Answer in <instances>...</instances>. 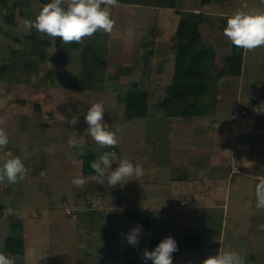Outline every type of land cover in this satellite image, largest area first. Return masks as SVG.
Here are the masks:
<instances>
[{
    "label": "rangeland",
    "instance_id": "1",
    "mask_svg": "<svg viewBox=\"0 0 264 264\" xmlns=\"http://www.w3.org/2000/svg\"><path fill=\"white\" fill-rule=\"evenodd\" d=\"M172 1L175 2L174 7L157 9L158 14L167 18L171 16V19L174 17L171 29L165 27L166 31L172 32V46L181 18L190 11L201 12L204 17L198 24L197 41L201 48L214 53L206 78L216 96L211 110H204V113L213 119L218 117L221 122L224 119L222 111L240 112L233 113L232 123L237 121L240 128L241 125L246 127L241 129V140L238 141L243 147V170L247 168L264 175V47L244 50L241 74L220 73L229 66L228 57L233 53L231 41L223 34L227 18L241 9L264 11V0H211L207 4L202 0ZM42 4L40 0H0V128L7 132L10 140L6 147L0 148V166L7 158L20 157L30 169L23 181L12 184L5 179L0 183V205L4 206L0 216V252H3L6 239L23 234L21 255L24 254V259L16 254L17 264H23L24 260L25 264H72L68 262L70 258H64L62 254L63 239L70 229L69 220L83 217L84 211L78 212V207L91 206L94 200L90 195H104L105 192H95L96 189L91 188L97 185L96 182L76 187L71 181L80 176H94L91 167L88 171L94 173L87 175L84 172V161L90 166L93 158L113 151L112 148L100 147L91 138L84 119L87 110L93 103H102L106 129L114 132L120 141L125 139L136 147L137 141L144 138L142 128L146 119L126 115V102L145 100L148 112L143 118L153 117L159 110H164L161 103L166 92L170 91L176 69V43L174 50L144 51L151 57H146V60L150 59L146 64L151 65L155 72L147 71V67L139 69L141 62L137 59H141L138 53L134 52L132 56L126 53L125 56L122 52L121 56L111 51L110 44L105 52L103 47H96L106 45L103 32L85 38L83 43H78L79 48L61 51L56 45L58 37H47L35 29L25 31L24 21H34L44 6ZM155 8H149V12L153 13ZM10 16L11 22L7 21ZM151 16L148 24L153 26L156 15ZM140 20L138 18L135 22L139 28L143 26ZM143 21L147 23L145 19ZM165 25L170 26L168 23ZM43 41H48V45ZM90 47L99 48L96 52L103 53L102 58L105 59V66L98 64L97 74L99 77L103 74V78L101 76L102 80L97 81L99 77H96L95 89L82 85L90 84V80L85 79V70L89 73L87 68L95 65L88 59L91 52L95 53ZM129 67L133 70L127 73ZM202 82V92L199 93L204 97ZM216 110L221 112L216 113ZM216 124L218 132L235 133L231 126L229 130H220L222 125ZM71 138L76 140L77 147L68 146ZM114 149L123 155L124 149L119 142ZM81 152L85 155H80ZM87 153L88 160H85ZM236 175L242 179L238 184L230 181L232 185L227 200L231 206L237 201L241 211L234 214L227 210L224 223L226 239L235 241L232 242L237 250L233 252L239 256L243 254V263L264 264V243H256L255 247L249 243L251 232L258 234L256 225L264 224V209L258 213L255 211L257 200L253 191L258 180L242 173ZM121 189L122 182L114 188L105 187L106 192ZM90 190L94 192L91 194ZM74 214L78 217L74 218ZM222 214L223 211L219 212L220 222ZM89 228L92 227L86 225L84 230ZM224 251H227L226 246Z\"/></svg>",
    "mask_w": 264,
    "mask_h": 264
},
{
    "label": "crops",
    "instance_id": "2",
    "mask_svg": "<svg viewBox=\"0 0 264 264\" xmlns=\"http://www.w3.org/2000/svg\"><path fill=\"white\" fill-rule=\"evenodd\" d=\"M118 2L119 7L111 9L115 26L112 33L107 34V45L110 44L111 51H116L121 56L122 52L125 56L126 53L129 56L134 52L138 53V58L141 59H137L141 62L139 69L147 67V71L155 72L151 65L146 64L151 57L146 56L144 53L148 52L144 51L174 50L175 43L171 45L172 32L166 31V28L171 29L170 23H174V17L171 19V16L167 18L161 13L158 14V8L150 13L149 8L153 6L142 5L140 9L139 5L131 6L129 2ZM152 14L156 15L153 26L148 24ZM138 18L143 25L141 28L135 23ZM143 19L147 23H144ZM167 23L170 26H166ZM146 57L150 59L146 60ZM132 67L126 72H131L134 68ZM199 111L201 112L192 115H174L170 111L159 110L153 117L134 116L146 119L143 128L141 126L145 131L144 138L137 141L136 147L125 139H122V142L118 139L124 152L120 155L117 151V157H127L134 165L141 164L143 175L122 182L120 191L106 192V184L96 183L94 188L91 187L96 189L95 192L102 190L105 193L90 195L94 200L91 206L78 207V212L84 211L83 217L69 220L67 226L70 229L67 230L68 236L64 237L62 246L64 258H70L68 262L150 264V260L142 259L143 252L151 251L152 240L168 236L174 238L178 245L173 264H203L207 257L216 255L219 250L224 251L225 246L227 251L237 250L233 246L235 241H228L224 232L227 210L234 214L241 211L240 205H236L237 201L233 202L234 206L228 203V191L230 184L232 185L230 181L240 183L242 178L237 175L235 177V174L242 173L250 179L262 174L251 172L246 167V170H243V147L238 141L241 140V129L246 127L241 125L240 128L237 121L232 123L233 113L240 112L216 110V113H224V119L220 122L218 117L213 119L210 114L204 113V110ZM218 122L222 125L220 130H229L232 127L235 133L231 135L216 131ZM114 148L113 151L116 150ZM117 163L118 161L114 162L112 167L115 168ZM92 173L94 172L87 175ZM90 191L91 194L94 192ZM189 197L193 198V204H179L180 200ZM253 210L254 208L252 212ZM259 210L256 207L257 213ZM221 211L223 214L220 222ZM77 214L73 215L74 218L78 217ZM86 225L92 228L84 230ZM137 225L141 226L142 233L139 242L133 246L127 242V234ZM257 233L254 235L251 232L252 240L249 241L254 247L256 243H264V231L257 230ZM8 254L17 264V255ZM18 256L24 259V254ZM240 257L244 260L243 254Z\"/></svg>",
    "mask_w": 264,
    "mask_h": 264
},
{
    "label": "clouds",
    "instance_id": "3",
    "mask_svg": "<svg viewBox=\"0 0 264 264\" xmlns=\"http://www.w3.org/2000/svg\"><path fill=\"white\" fill-rule=\"evenodd\" d=\"M119 7L118 0H51L46 3L36 16L35 20H25V31L35 29L50 38H60L63 43H83L97 32L111 34L115 20L111 18V9ZM223 34L237 48L253 51L264 47V11L252 9L237 10L227 18V25ZM105 107L102 103H93L84 117L88 125L87 131L91 138L102 148H114L118 144L117 136L109 131L104 123ZM76 122V121H75ZM10 143L7 132L0 128V148ZM68 146L77 147L74 138L69 139ZM80 155H85L81 152ZM115 168L112 167L117 162ZM95 175L89 177H76L71 183L82 187L90 181L106 184L112 188L132 177L143 175V166L124 157L119 159L115 151H106L90 162ZM30 169L25 166L20 157L4 160L0 166V183L5 179L8 183H18L25 180ZM128 178V179H126ZM258 180L255 188L256 207L264 209V175L255 177ZM264 231V224L258 225ZM142 228L135 226L127 234V242L135 246L139 242ZM178 250L177 242L171 236L162 239L152 251L145 250L142 255L144 261L151 260L153 264H173V254ZM0 264H15L3 252H0ZM203 264H243L242 258L235 252L218 251L216 255L207 257Z\"/></svg>",
    "mask_w": 264,
    "mask_h": 264
},
{
    "label": "trees",
    "instance_id": "4",
    "mask_svg": "<svg viewBox=\"0 0 264 264\" xmlns=\"http://www.w3.org/2000/svg\"><path fill=\"white\" fill-rule=\"evenodd\" d=\"M42 3H49L51 0H40ZM122 2L134 3L136 5H144L146 7H174V3L172 0H118ZM205 4L209 3L211 0H202ZM11 16L7 17V21L11 22ZM204 19L201 12H193L190 11L186 16L181 18L180 24L178 26V30L176 32V69L173 76V82L170 86V91L166 93L161 106L166 111H170L172 114H182V115H192L198 112L199 110H211V106L215 103V94L209 84V81L206 78V74L209 72L210 63L214 57V53L210 50H206L201 48L200 43H198L197 39L199 37L198 24ZM206 20V18H205ZM99 33V32H97ZM106 34V33H105ZM108 36L106 34V41ZM60 38L57 39L56 45L57 48L61 51H66L67 49L79 48L78 43L64 44L61 42ZM36 42V41H35ZM44 45H48V41H43ZM94 46V45H92ZM103 47L104 51L107 50V42ZM87 47V46H86ZM99 48L90 47V50L95 53H90V61L95 65L87 68L89 69V73L85 70V79L90 80V84L82 83L83 86L88 89L97 88V84L94 85L96 77H99L97 74L99 71L97 70L98 64L105 66V59L102 58L101 52L97 51ZM233 53L228 57L229 66L221 70V74L231 73L239 75L242 73V56L244 50L241 48H237L232 44ZM102 58V59H101ZM87 59V61H88ZM104 59V60H103ZM86 63V62H85ZM95 67V68H94ZM1 71V70H0ZM2 76V72L0 74ZM103 78V74L101 75ZM101 76L97 78V81L102 80ZM204 80V83L202 82ZM85 81V80H84ZM202 85V89H204V97L201 96L202 92L200 91V84ZM204 98V100H203ZM147 102L144 100H131L126 102V115L130 117L134 116H144L147 114ZM175 110V111H173ZM179 110V111H176ZM130 111V112H129ZM88 155L85 156V160H88ZM92 156V155H91ZM93 157V156H92ZM93 160H95L93 158ZM89 164L84 161L83 170L85 173L89 171ZM3 205H0V216L2 215ZM18 223L17 225H19ZM22 236H16L14 239L9 238L5 241V247L3 252L5 254H22L23 253V234ZM19 238V239H18ZM162 239H154L151 244V251L158 245V243ZM173 261L175 260L174 254L172 257ZM150 264L153 262L150 260Z\"/></svg>",
    "mask_w": 264,
    "mask_h": 264
},
{
    "label": "built area",
    "instance_id": "5",
    "mask_svg": "<svg viewBox=\"0 0 264 264\" xmlns=\"http://www.w3.org/2000/svg\"><path fill=\"white\" fill-rule=\"evenodd\" d=\"M182 206H185V205H188V204H193L194 203V200H193V198H185V199H183V200H181L180 202H179ZM69 212H70V210H69Z\"/></svg>",
    "mask_w": 264,
    "mask_h": 264
}]
</instances>
